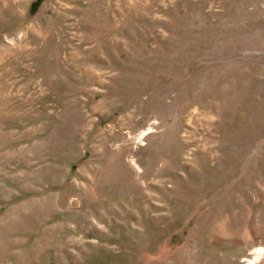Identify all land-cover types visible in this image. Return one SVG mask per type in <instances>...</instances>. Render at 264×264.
Instances as JSON below:
<instances>
[{"label": "rangeland", "instance_id": "1", "mask_svg": "<svg viewBox=\"0 0 264 264\" xmlns=\"http://www.w3.org/2000/svg\"><path fill=\"white\" fill-rule=\"evenodd\" d=\"M257 248L264 0H0V264Z\"/></svg>", "mask_w": 264, "mask_h": 264}, {"label": "bare ground", "instance_id": "2", "mask_svg": "<svg viewBox=\"0 0 264 264\" xmlns=\"http://www.w3.org/2000/svg\"><path fill=\"white\" fill-rule=\"evenodd\" d=\"M264 255V248H257L252 252V258L246 260L247 264L257 263L261 257Z\"/></svg>", "mask_w": 264, "mask_h": 264}]
</instances>
